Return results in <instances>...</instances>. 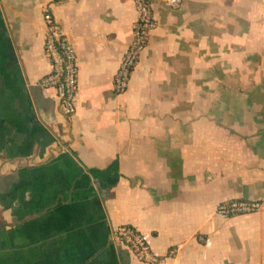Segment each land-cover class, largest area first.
<instances>
[{
  "label": "crops",
  "instance_id": "obj_1",
  "mask_svg": "<svg viewBox=\"0 0 264 264\" xmlns=\"http://www.w3.org/2000/svg\"><path fill=\"white\" fill-rule=\"evenodd\" d=\"M150 0L128 90L132 0H0V264H264V0ZM49 10L75 50L76 111L39 80ZM253 214L219 217L228 200ZM202 238V240H200Z\"/></svg>",
  "mask_w": 264,
  "mask_h": 264
},
{
  "label": "built area",
  "instance_id": "obj_2",
  "mask_svg": "<svg viewBox=\"0 0 264 264\" xmlns=\"http://www.w3.org/2000/svg\"><path fill=\"white\" fill-rule=\"evenodd\" d=\"M137 19L132 26V40L125 50L118 70L114 76L113 89L118 95L124 94L130 84V79L141 54L148 45L151 32L156 28L150 0H132ZM180 0H169L170 7H177ZM45 25L43 51L50 63V71L40 78L42 89L53 90L59 108L66 119H71L76 111L75 98L77 91L76 54L69 43L66 34L59 26L49 10L43 14ZM262 202L256 200H228L219 203L216 214L222 218L248 215L258 212ZM112 238L124 245L132 256L143 264H163L172 258L174 250H169L164 256L153 252L147 236L131 225H119L113 229ZM202 240V238H200Z\"/></svg>",
  "mask_w": 264,
  "mask_h": 264
}]
</instances>
